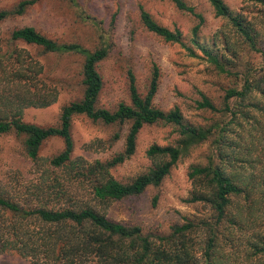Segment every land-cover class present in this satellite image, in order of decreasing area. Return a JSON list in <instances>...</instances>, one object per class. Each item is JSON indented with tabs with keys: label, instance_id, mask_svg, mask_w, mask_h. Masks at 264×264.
Instances as JSON below:
<instances>
[{
	"label": "trees",
	"instance_id": "obj_1",
	"mask_svg": "<svg viewBox=\"0 0 264 264\" xmlns=\"http://www.w3.org/2000/svg\"><path fill=\"white\" fill-rule=\"evenodd\" d=\"M36 1L23 0L11 10H0V23L24 15ZM68 1L80 21L96 29L97 48L59 42L30 26L13 29L8 37L0 35V136L20 140L24 155L42 181L33 186L42 193H38L34 207L0 193V254H13L32 264H264V188L257 174L251 172L256 167L249 159L253 131L261 127L264 118V75L257 80L254 68L242 66L240 54L242 48L260 52L256 23L257 18L264 17V0H241L246 7L239 11L224 0H205L226 29L211 40L200 36L203 15L185 0L159 1L170 2L195 18L197 23L187 36L162 26L139 7L144 30L179 45L189 58L202 59L217 75L239 79V86L224 91L219 107L200 93L196 109L228 117L206 126L187 123L177 106L163 111L153 105L160 78L155 64L144 95L129 69L130 104L120 103L114 111L98 108L103 82L97 67L110 52L109 35L77 0ZM254 13L259 16L253 17ZM32 50H37V55ZM50 55L80 59L82 96L63 106L55 126L40 127L24 122L22 117L28 108H46L57 100L59 91L39 59ZM76 116L106 126L119 125L107 141L88 146L110 149L124 129L122 149L106 161L72 159L71 128ZM154 124L176 126V145L149 146L145 151L151 162L148 170L127 183L115 180L111 170L134 155L139 132ZM50 138L61 139L63 149L44 160L39 150ZM205 142L211 143L212 151L205 164L189 167L187 177L192 188L185 202L206 205L209 217H186L182 223L171 225L167 234H143L139 227L112 221L96 209L160 186L181 158ZM84 185L88 191L82 196L79 191ZM224 246L227 249L222 250Z\"/></svg>",
	"mask_w": 264,
	"mask_h": 264
},
{
	"label": "rangeland",
	"instance_id": "obj_2",
	"mask_svg": "<svg viewBox=\"0 0 264 264\" xmlns=\"http://www.w3.org/2000/svg\"><path fill=\"white\" fill-rule=\"evenodd\" d=\"M23 0H0V10H11ZM81 8L100 22L103 33L109 35L110 52L99 63L97 71L103 82L98 96L97 107L109 111L116 110L120 103L129 105L128 70L133 71L139 92L144 95L148 89L153 65L159 69V85L153 99V105L163 111L177 106L185 121L196 126L210 125L213 121H227V116L210 111L196 109L195 101L200 93L210 98L219 107L224 91L239 86V79L219 76L202 59L187 57L186 51L177 44L166 43L143 29L139 22V7L147 11L151 17L170 30H179L189 35L197 23L189 13L177 10L170 2L159 0H77ZM203 15L204 24L200 36L213 39L216 33H222L221 20L214 17L211 7L205 0H185ZM233 10L246 7L241 0H224ZM252 11H254L252 9ZM258 17L259 14H253ZM251 18V14L248 15ZM260 52L240 49L242 66H251L256 79L264 75V17L257 18ZM30 26L48 38L59 42H79L88 49L99 46L98 33L94 27L80 21L76 9L68 0H37L24 15L0 23V35L8 37L16 28ZM230 41L234 38L228 35ZM37 50L32 54L37 55ZM44 64L46 75L54 80L59 94L55 103L46 108H28L23 112V121L40 127L55 126L63 106L77 101L82 96L80 85L79 58L39 56ZM264 104V98H261ZM126 128V127H125ZM119 125L106 126L93 123L83 116L72 120L71 136L73 139L72 159L81 157L89 162L106 161L122 149L125 130L121 139L110 149L103 146L88 145L95 141H107ZM177 127L173 125L154 124L144 126L138 134L134 155L123 164L111 170L112 177L127 183L138 175L145 173L151 166L145 151L149 146H175L178 139ZM248 140V139H246ZM251 155L261 187L264 188V118L261 127L253 131ZM63 142L59 138H50L43 142L39 157L49 159L59 154ZM210 142L193 148L181 158L164 178L160 186L148 187L141 195L120 201L110 202L96 209L104 213L110 220L127 226H137L143 234H167L169 227L180 224L193 217L206 218L211 214L209 208L201 203L189 204L186 199L191 191V182L187 177L189 167L205 164L211 153ZM23 153L19 139L13 136H0V193L9 195L19 203H27L34 207L38 203V188L33 186L42 182L39 173ZM63 178L67 179L61 171ZM66 185V184H64ZM88 187L84 185L79 191L85 196ZM42 196V193H39ZM39 196V197H40ZM84 199H88L84 197ZM238 234H235L237 236ZM223 238L220 236L221 244ZM227 249L226 246L222 250ZM229 251H225L227 254ZM199 255V254H198ZM240 261H237V264ZM0 264H32L13 254H0Z\"/></svg>",
	"mask_w": 264,
	"mask_h": 264
}]
</instances>
